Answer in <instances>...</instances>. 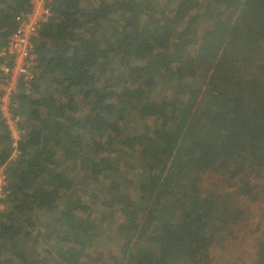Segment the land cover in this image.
<instances>
[{
  "label": "trees",
  "instance_id": "1",
  "mask_svg": "<svg viewBox=\"0 0 264 264\" xmlns=\"http://www.w3.org/2000/svg\"><path fill=\"white\" fill-rule=\"evenodd\" d=\"M47 6L14 160L0 114V264H211L264 203V0ZM30 9L0 0V46Z\"/></svg>",
  "mask_w": 264,
  "mask_h": 264
},
{
  "label": "built area",
  "instance_id": "2",
  "mask_svg": "<svg viewBox=\"0 0 264 264\" xmlns=\"http://www.w3.org/2000/svg\"><path fill=\"white\" fill-rule=\"evenodd\" d=\"M50 17L47 0H31L30 11L16 17L17 26L0 46V114L10 136L11 153L7 161L14 160L20 154L19 142L24 133L23 115L16 110L18 105L13 101L21 86L28 87L35 75L36 55L33 39L37 36L43 22ZM28 91V90H26ZM7 162L0 164V213L5 208L8 175Z\"/></svg>",
  "mask_w": 264,
  "mask_h": 264
},
{
  "label": "rangeland",
  "instance_id": "3",
  "mask_svg": "<svg viewBox=\"0 0 264 264\" xmlns=\"http://www.w3.org/2000/svg\"><path fill=\"white\" fill-rule=\"evenodd\" d=\"M206 25L202 24L200 31ZM217 179L218 174L206 175L202 179L201 184L208 188ZM255 181L264 187V176ZM69 184L67 182L64 183V191L69 192L71 190L68 187ZM239 207L243 211L242 216H240L242 219L234 226V231L231 235L225 234L226 236L213 249V262L211 264H250L258 253L264 251V245L261 244L264 243V203L261 201L252 202L247 197H241L239 199ZM106 218V223L104 222L103 224L109 225L113 229L122 220L117 213H113V215ZM49 264H53V262L51 261Z\"/></svg>",
  "mask_w": 264,
  "mask_h": 264
}]
</instances>
